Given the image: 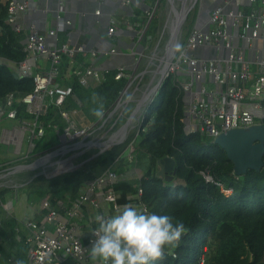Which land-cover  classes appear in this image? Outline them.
I'll return each mask as SVG.
<instances>
[{"label": "built area", "instance_id": "2783aa9c", "mask_svg": "<svg viewBox=\"0 0 264 264\" xmlns=\"http://www.w3.org/2000/svg\"><path fill=\"white\" fill-rule=\"evenodd\" d=\"M94 1L107 3L117 0ZM119 1L122 2V6L129 3L128 0ZM159 1L154 9L151 8L147 12L148 22L135 27L138 28V42L143 40ZM29 2L30 0H12L9 3L8 23L16 34L23 33V26L18 23V19L20 14L28 10ZM247 6L255 9L247 12L244 9ZM96 14L99 15L100 12L97 11ZM58 24L71 23L63 22L58 16ZM209 24L208 32L196 27L190 31L180 54L167 65L165 73L161 75L163 71H159V75L162 84L170 75L183 72L187 66L191 81L182 85L184 96L187 98L190 96V100L187 99L185 103L183 119L185 129L189 133L199 132L214 142L222 133L261 125L264 120V0H224V4L212 12ZM229 26L232 29L231 34L227 30ZM114 33L115 22H112L109 35L112 36ZM48 38L57 40V31L40 33L38 29L32 27L25 39L26 58L18 65V76L33 79V92L21 99L15 93H11L0 100V124L4 121H17L19 124L13 129H3L0 126L1 143L13 146L14 153L20 160L32 158L35 142L45 135V126L40 118L46 114L50 106L54 105L59 109L61 117L66 122L64 130L59 132L60 144L50 153L30 163L38 168L42 162L46 160L47 164L54 157L60 158L58 162L60 165L66 162L62 159L69 152L80 151L92 145L91 142L96 139L94 137L106 130L114 117L118 116L119 119L128 107L125 96L137 79L133 78L135 70L133 74L122 67L116 70L115 80H126V86L114 108L104 112L98 121L78 126L75 123L78 111L64 109L69 99L78 105L81 104L73 87L67 83L76 81L85 89L99 86L110 71L98 69L90 63L85 64V59H80L93 61L101 55L109 58L117 51L111 49L100 54L94 50H87L85 45L72 46L68 43L49 45ZM252 46L260 49L263 55L258 60L250 62L241 47L246 50ZM197 47L215 48L221 52L212 60L189 57V52ZM141 57L143 53H140V59ZM40 60L49 62L47 69L39 67ZM208 77L213 80L211 87L207 85ZM194 84L197 88L192 92ZM154 88L149 97H153ZM19 105L25 106L26 113L31 119L19 118ZM117 106L119 112L118 109L117 113L113 112ZM133 117L134 114H131L130 122ZM142 119L143 114L139 123ZM121 128L122 126L113 134L119 129L121 131ZM128 132L129 130L127 135ZM128 136L123 135L119 141L124 142ZM25 141L28 143V152L23 155ZM127 159L129 163H133L136 158L129 153ZM202 176L206 182H213L208 172H202ZM124 180L123 175L118 174L114 168H109L100 176L86 182L75 198L69 197L64 200L65 202L44 199L41 204L42 218L23 221L19 226V231L25 238L28 264H130L136 261L143 263L166 253L176 258L174 248L166 251L163 246L153 242V238L167 226L158 222L142 202V189L133 195H124L116 189ZM221 188L226 196L232 193L231 190H225L222 186ZM123 198L135 201L131 208L133 215H126L131 206L121 203ZM137 216L141 217L140 221H145L139 241H135L134 235L129 231L133 219ZM172 233L177 234L174 230Z\"/></svg>", "mask_w": 264, "mask_h": 264}, {"label": "trees", "instance_id": "16d2710c", "mask_svg": "<svg viewBox=\"0 0 264 264\" xmlns=\"http://www.w3.org/2000/svg\"><path fill=\"white\" fill-rule=\"evenodd\" d=\"M11 1L0 0V100L11 93L21 99L34 90L33 79L18 76V65L26 58L25 42L8 23ZM182 49L183 45L177 56ZM115 76L116 71L109 72L102 84L91 89L81 87L76 81L68 82L81 104L69 99L64 109L82 112L87 120L83 121L85 125L98 121L104 112L114 108L126 86V80L117 81ZM182 81L179 74L163 81L153 102L143 110V119L124 142L97 156L101 148L76 151L77 158L71 153L66 159V168L36 177L19 190L29 205H37L48 197L52 202L75 198L86 182L107 169L114 168L119 174L130 167L128 153L135 158L143 154L150 160L148 170L141 178L122 181L116 189L124 195H133L142 189V202L158 222L167 226L153 242L166 251L174 248L177 256L173 258L166 253L145 263L130 264H264V166L260 172L248 170L238 177L226 152L211 138L199 132L187 133L183 122L186 105ZM134 108V104L126 107L106 132L121 127ZM18 110L21 120L31 119L24 105H19ZM40 120L45 126V135L35 145L33 157L9 164L4 162L0 172L29 164L59 146V132L66 127L59 109L50 106ZM75 123L81 125L77 118ZM166 157L176 162V174L171 182L157 176V163ZM72 158L82 165L65 172L71 167ZM202 172H208L213 182H206ZM221 186L232 193L226 196ZM12 193L17 194V191L7 187L0 189V206ZM121 203L130 205L126 215H133L131 208L135 201L123 198ZM18 219L14 215L6 218L0 215V264L28 263ZM140 220V216L135 217L129 228L135 241L140 240Z\"/></svg>", "mask_w": 264, "mask_h": 264}, {"label": "crops", "instance_id": "0c3cea01", "mask_svg": "<svg viewBox=\"0 0 264 264\" xmlns=\"http://www.w3.org/2000/svg\"><path fill=\"white\" fill-rule=\"evenodd\" d=\"M128 1L129 3H127L125 6H122V2L120 4L119 0L110 1L107 3H99L94 0H30L28 10L25 13L20 14L18 23L23 26V33L21 34V36H23V42H25L30 29L32 27H35L36 29H38V31H40V33H46L50 30L57 31V40L54 38H48L47 42L49 45H53L55 43L58 45L68 43L72 46L85 45L87 50H94L100 52V54H103V52H107L111 49L118 50L119 53L117 52L115 55H112L109 58L101 55L93 61H89L86 58H81L80 60L85 59V64L90 63L92 66H95L98 69L109 70L110 72L116 71L120 67L126 68L128 73L132 74L134 70H139L137 78L140 79V82L136 84L134 83L135 88H132V94L134 98H129L128 93L125 96V99L128 101V106L133 104L135 100H138L137 105L139 103L143 104L141 110L135 113L133 117L134 121L136 120L137 122L134 126L135 130L139 125L143 110L151 104L152 100H154L153 97H149V94L151 90L158 84V82H156V79L159 76V69L154 72L155 75L152 79L146 81L147 79H149L147 75H149V73L151 72V66L153 65L150 60V56L148 55L151 50L150 46L139 44L141 41L138 42V28H135L137 25L146 22L147 12L152 8L153 0ZM200 3H198L199 12L194 20L195 23L193 28H195L199 22V15L201 10H211L218 6H222L224 4V0H202ZM176 6H179L178 2L173 5L172 11L178 10ZM244 9L245 11H252L255 8L247 6ZM97 11L100 12L99 15L96 14ZM58 16L61 18V20H63V22H70L71 24H58ZM173 16L174 15L170 14L169 21ZM112 22H115V33L111 36L109 35V28L112 26ZM202 22H205L202 24V30H204L209 26V23L208 21ZM172 25H174V22H169V27H171ZM172 41L174 42V40ZM169 43L170 42H168V44ZM245 46L246 45H244V47ZM241 49L244 52L246 59H248V61L250 62L258 60L263 55L260 49L253 48V46L246 50H244L242 47ZM211 52H213V50ZM140 53H143V57H141V59ZM134 55H136V58L134 57ZM203 56L204 58H209V60L215 58L213 54L212 57H210L208 52L207 54H203ZM48 63L49 62H47L46 60H40L39 67H41L43 70L47 69ZM179 75L182 76L183 84L191 81V75L187 66L185 67L183 72L179 73ZM207 85L209 87L213 86L212 78H207ZM143 87L146 88L144 92H142V90L144 89ZM196 88L197 85L194 84L192 92H195ZM140 91L142 92V95H139L141 93ZM138 97L140 98L136 99ZM125 99H123L122 102H124ZM187 99L190 100V96H188V98L184 96L185 103H187ZM133 112L134 110L132 111V113ZM78 115L79 114L77 113L75 119L78 117ZM78 120H80L81 125H85V123H83V120ZM8 122H11V128L6 127L7 129H13L19 126L17 121ZM125 130L126 127L117 136L124 135ZM111 139L113 138H110L109 140ZM25 144H27L28 146L27 141H25L24 145ZM144 159H146V157L141 154L140 156L136 157V163H131L130 167L126 168L122 173L119 174L123 175L125 180H135L141 178L143 176V170L140 169L138 165L140 164L139 162L144 161ZM18 160L20 159L17 158L15 160L6 161L4 164L13 163ZM148 168L149 166L145 167V170L147 171ZM6 170H12V168ZM140 172L141 175L138 174ZM28 182L20 186L24 187L28 184ZM12 188H15V186ZM67 199L68 197L65 200ZM42 201L39 203V207L36 206L34 208H31V215L29 216V218H26L27 216L25 215L24 219L22 218L23 220L18 219V221L22 223L23 221L30 219L40 220L42 218ZM59 201L65 202L64 200ZM139 224L141 226V229H143L145 221H140ZM11 264H14V262H11Z\"/></svg>", "mask_w": 264, "mask_h": 264}, {"label": "rangeland", "instance_id": "374dc122", "mask_svg": "<svg viewBox=\"0 0 264 264\" xmlns=\"http://www.w3.org/2000/svg\"><path fill=\"white\" fill-rule=\"evenodd\" d=\"M172 1L178 2L177 0H160L159 1L158 8H157V10H156V12H155V14L153 16L152 22H151V24H150V26L148 28L149 30H148L144 40H142L139 43V44L144 45V46H150V50H151L148 55L150 56V60L153 63V65L151 66L152 67L151 72L149 73V75H147L149 77V79H147L146 81L152 79L153 76L155 75L154 72L157 71L158 69L160 71L161 68L163 67V65L166 63V57H165L166 48H167V45H168V42H169V40L171 38V33H172L171 29H168V24H169L168 20L170 18V14L175 15V11H176V10L172 11V7H173V2ZM193 1L194 0H186V5H185L186 9L191 8V6L193 4ZM157 2H158V0H153L152 9H154L156 7ZM180 3H181V1L179 2V7H180ZM176 7L178 8V6H176ZM198 12H199V4L197 2L195 7L193 9L191 8V11H190V14L188 16L187 22H185V24L183 26V29H182V31L180 33V36H179L180 45H183V46L185 45L187 37H188L190 31L194 27V23H195L194 20L196 18V15L198 14ZM177 14H178V12H177ZM146 21L148 22V19H146ZM199 52H201V51L197 50L195 52V54L200 55ZM208 54H209L210 57H212L213 52L209 51ZM176 55H177V53H176ZM138 74H139V70L136 69L135 75H134L133 78H137ZM159 79H160V75L157 77L156 82H158ZM139 81H140V79L137 78L136 81H135V84L138 83ZM133 87L135 88V85L132 86L131 89L128 91V97L129 98H132V97L134 98V96L132 94V91H133L132 88ZM145 89L146 88H144L142 90V92H144ZM142 92L139 95H142ZM139 98L140 97H138L136 99H139ZM137 102H138V100L137 101L135 100V102H133L135 107L137 106ZM133 104H131V105H133ZM78 114H79L78 117H77L78 119H81L84 122L87 121L85 119V117H84L82 112L79 111ZM116 117H118V116H116ZM116 117H114L113 120ZM112 121L109 123L107 128L109 126H111ZM10 123L11 122H8V121L2 122L1 123V128H6V127L7 128H11V124ZM136 123L137 122H136V120L134 121V119L132 120V122H130V124L128 126V130H129L128 135L130 134V132L134 131V126L136 125ZM123 125H122V127H123ZM114 132L115 131H111V132L107 133L106 130L104 129L103 131H101L98 134V136L96 135L94 137L96 139H94L91 142L92 145L88 146L87 148H92V150H97L98 149V145L100 144V142H105V141L109 140ZM37 142L38 141L35 142V145L37 144ZM27 148H28L27 144L23 145V155H25V153L27 152ZM71 153H74V152H71ZM71 153L69 152L68 154H66L64 156V159H62V161L66 160L67 157H69V155ZM74 155H75V153H74ZM74 157L77 158V155H75ZM17 158H19V157L15 155L13 146L9 147V146H7L5 144H2L0 142V165L3 164L6 161L15 160ZM37 159H39V158H37ZM37 159H33L34 161H32V162L34 163L35 160H37ZM59 159H60L59 157H54V158L51 159L52 161L48 162L47 164L45 163L44 166H41V167H39V168H37L36 170H33V171H31L33 166H28L29 168H27L25 170L17 171L16 172L17 174L13 175V176L1 175V174H6L8 172L7 170L0 172V180H1L0 184L3 185V186H0V189L3 188L4 186L12 188L13 185L15 184L16 187L12 188V189L17 191V194L16 193L9 194L3 200V204L0 206V215L2 216V218H6L7 216H10V215H12V216L14 215L15 217L19 218L20 220H23L25 215L27 216L26 218H29V216L31 215V212H30L31 208L32 207L34 208V207L38 206L39 204H37V205H29V204H27L26 196L24 194H22V192L19 190L22 187L20 186V183H18V180H16L18 175L20 173H24V174L27 173L28 174V176L26 177V180H27V178H30V175L35 174V173L47 172V171H50L49 173H53L56 170L57 171L60 170L61 168H66V167H64L65 162H62L60 165L58 164V162L60 161ZM73 160H74L73 158L70 160V161H72L71 167L76 166L78 164L76 161H73ZM133 163H136L135 159H134ZM139 163L140 164L138 166H139L140 169L143 170V174H144L146 172L145 167H148V166L150 167V160L146 158V159H144V161H141ZM71 167H69V168H71ZM138 174L141 175V172L138 173ZM12 177L15 179L13 181V183L10 182ZM5 179H7L6 181H8V183L4 181ZM26 180H25L24 183H26ZM17 184H19V185H17ZM22 185H24V184H22Z\"/></svg>", "mask_w": 264, "mask_h": 264}, {"label": "water", "instance_id": "95a60500", "mask_svg": "<svg viewBox=\"0 0 264 264\" xmlns=\"http://www.w3.org/2000/svg\"><path fill=\"white\" fill-rule=\"evenodd\" d=\"M202 0H194L193 4L191 6V8L193 9L195 7V5L198 3H200ZM119 3L121 4V1H119ZM201 4V3H200ZM119 5V4H118ZM186 5V0H181L180 3V7L178 6V14L176 15V19L179 16V19L177 21V25H176V33L174 35V33H171V38H170V43L172 42V40H174L175 46L173 48V52L171 53L170 56V62L173 61V59L176 56V53L178 51V48L180 46V33L183 29V26L185 24V22H187L188 16L190 14L191 8L186 9L185 7ZM202 5V4H201ZM211 9V10H205V11H200V15H199V22L196 26L197 29H202V24L205 22L202 21H208V23L210 22V17L212 12L215 10ZM210 29V24L209 26L205 29L206 32H208V30ZM228 33L231 34L232 29L229 26L228 27ZM167 48H166V52H167ZM199 50L201 52L200 55L195 54V52ZM213 50V55L215 56V58L217 57L218 54H220L221 50H217L215 48H208V47H197L195 48L193 51L189 52L188 56L189 57H196L199 59H204V60H209V58H204L203 54H207V52L212 51ZM118 52V50H116ZM119 53V52H118ZM213 56V57H214ZM134 57L136 58V55H134ZM166 66L163 70V72L161 73V75H163L165 73V71L167 70ZM15 77H17V75H15ZM162 79L160 78V80L158 81V84L155 86L154 90L152 91L153 94V99L156 96L157 93V88H159V86L161 85ZM200 87V85H199ZM153 101H151L152 103ZM143 104L139 103L136 108L134 109V112L132 114L137 113L138 111L141 110ZM118 109V106L116 107V109L113 112H116ZM130 124V118H128V121L123 125V127L121 129H123L124 127H126L125 130V134L124 137L127 136V130H128V126ZM189 134V132H187ZM122 143V141H117V142H111L109 144L106 145H101V149H98V153L95 155H99L102 152H104L106 149H108L111 146L114 145H118ZM214 143L219 146L221 149H223L226 154L227 157L230 161H232L233 165H234V174L236 176H242L244 174H246L248 172V170H254L256 172H260L264 166V162H263V157H264V125H254L251 126L249 128H244V129H234V130H230L227 131L225 133L220 134L215 140ZM93 156V157H95ZM31 164H24V165H20L17 167H14L12 170L8 171L6 174H10L12 171L15 170H19V168H29L28 166H30ZM82 164L73 166L71 168H68L65 170L66 171H70L73 170L77 167H79ZM157 168H158V172H157V176L161 179H165L167 182H171L174 179V176L176 174V162L173 158L170 157H166L160 161H158L157 163ZM51 174V173H48ZM48 174H45L48 176ZM42 176V174H37L35 176H33L28 183L32 182L36 177Z\"/></svg>", "mask_w": 264, "mask_h": 264}, {"label": "bare ground", "instance_id": "6f19581e", "mask_svg": "<svg viewBox=\"0 0 264 264\" xmlns=\"http://www.w3.org/2000/svg\"><path fill=\"white\" fill-rule=\"evenodd\" d=\"M178 1V3L181 1V0H177ZM173 2V5H175V3H176V1H172ZM178 9V8H177ZM179 13V12H178ZM176 15H177V11H175V15L171 18V20L169 21L168 20V22H174V25H172L171 27H169V24H168V29H171V32H173L174 33V35H175V33H176V23H177V19H179V16H178V18L176 19ZM169 42H170V40H169ZM174 46H175V43L172 41V43L170 44H168L167 45V52H166V54H165V57H166V63L163 65V67L161 68V70H160V72H162L163 71V69L170 63V56H171V53L173 52V48H174ZM159 74V73H158ZM119 110L120 109H118V111L117 112H119ZM116 112V113H117ZM115 113V114H116ZM125 128V127H124ZM123 128V129H124ZM122 129V130H123ZM121 130V131H122ZM120 129L117 131V133H115V134H113V139H111V140H108V141H105V142H100V144L98 145V147H100L101 145H106V144H109V143H111V142H117V141H119V140H121L122 139V137H123V135L122 136H117L120 132ZM101 148V147H100ZM43 163V164H42ZM41 163V165H38V166H44L45 165V163H46V160L44 161V162H42ZM30 166H33V168L31 169V171H33V170H36L38 167L37 166H35V165H30ZM26 168V167H25ZM25 168H19V170H15V171H12L10 174H1V175H7V176H13V175H16L17 173V171H20V170H25ZM50 171H47V172H39V173H35V174H32V175H30V178H28L27 180L29 181L33 176H35V175H37V174H42V175H45V174H48ZM28 176V174L27 173H20L19 175H18V177H17V179L16 180H18V183H20V185H22V184H24V182H25V180H26V177ZM9 178V177H8ZM7 178V179H8ZM7 179H5L4 181L5 182H7L8 183V181H6ZM15 179L12 177L11 178V183H13V181H14ZM26 180V181H27ZM3 181V182H4ZM27 181V182H28ZM0 183H1V180H0ZM17 185H19V184H17ZM0 186H3V185H1L0 184ZM15 186V184L13 185V187ZM16 187V186H15ZM147 262V261H146ZM143 263H145V262H143Z\"/></svg>", "mask_w": 264, "mask_h": 264}]
</instances>
